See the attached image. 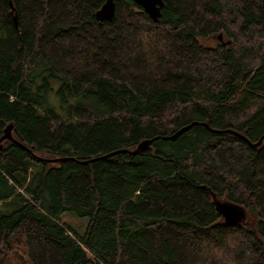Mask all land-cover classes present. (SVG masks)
I'll list each match as a JSON object with an SVG mask.
<instances>
[{"label":"trees","instance_id":"1","mask_svg":"<svg viewBox=\"0 0 264 264\" xmlns=\"http://www.w3.org/2000/svg\"><path fill=\"white\" fill-rule=\"evenodd\" d=\"M105 1L0 0V264H264V0Z\"/></svg>","mask_w":264,"mask_h":264},{"label":"water","instance_id":"2","mask_svg":"<svg viewBox=\"0 0 264 264\" xmlns=\"http://www.w3.org/2000/svg\"><path fill=\"white\" fill-rule=\"evenodd\" d=\"M134 1L143 8L145 13H147L149 17H151V19H153L154 21L158 20L160 16V8L163 5L162 0H134ZM114 12H115V0H106L105 3L101 6V8L96 11L95 16H96V19L99 21H110L114 16ZM218 39L220 40L222 39L221 34L218 36ZM187 127L188 126L182 127L181 129L176 131L171 136L163 137V138L172 139L176 137L178 134H180L182 131L186 130ZM12 128H13L12 124H9L5 128L4 134L0 138V142L5 139L10 140L12 142H17L12 136V133H11ZM234 133L244 138L243 135H240L237 132H234ZM152 140L153 139H145L141 141L133 150H129V152L131 154H137V153L145 151L148 148V146L151 144ZM245 140L249 142L247 139ZM261 142H262V138L255 143H251V145L257 146ZM109 155H111V153L103 157H106ZM66 159L68 158L63 157V158L49 159L48 161L55 162V161H63ZM95 159H98V158H95ZM95 159H91V160H95ZM212 198H213V203L215 205L216 211L222 216L223 222L226 225L234 226V225H238L244 222L247 216V213L244 207H242L239 204L227 201V200H221L217 198V196L214 193H212Z\"/></svg>","mask_w":264,"mask_h":264},{"label":"rangeland","instance_id":"3","mask_svg":"<svg viewBox=\"0 0 264 264\" xmlns=\"http://www.w3.org/2000/svg\"><path fill=\"white\" fill-rule=\"evenodd\" d=\"M222 43L228 42L226 41V39H221ZM213 43V41H211ZM58 85L54 88L55 91L58 88ZM51 96V100H57V95L53 92V94H50ZM62 218L64 220H66L69 224H71L80 234L84 233V229L86 228V224L88 222L87 218H80L77 217L75 214L71 213V212H65L62 214ZM12 261L8 262L7 264H26L25 262V255H23L22 253H17L14 256H11Z\"/></svg>","mask_w":264,"mask_h":264}]
</instances>
